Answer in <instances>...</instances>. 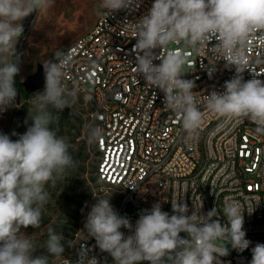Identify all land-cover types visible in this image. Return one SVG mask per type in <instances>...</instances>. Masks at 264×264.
<instances>
[{"label": "clouds", "instance_id": "9594fccd", "mask_svg": "<svg viewBox=\"0 0 264 264\" xmlns=\"http://www.w3.org/2000/svg\"><path fill=\"white\" fill-rule=\"evenodd\" d=\"M53 4L54 0H0V111L12 106L17 97L14 78L20 72L16 44L24 31L21 22L33 12H46ZM136 7L137 0H101L100 4L107 15ZM258 32H264V0H154L147 14L135 22L134 72L163 92L165 108L180 119L185 140H194L203 124L201 100L193 91L195 82L182 78L189 64V49H208L225 61V68L235 69L222 92L206 95L207 110L225 121L248 119L256 125L257 133H264V80L257 78L264 73L256 72L247 81L243 76L245 70L253 69L248 53ZM213 39L216 43L209 48ZM170 44L179 47L161 55ZM54 57L55 62L43 63L45 85L32 98V126L15 141L0 133V264H49V256L73 264L63 255L61 233L49 228L48 255L34 256V241L21 231L41 226L42 209L50 199L46 185L65 179L75 167L71 144L50 128L54 117L49 108L58 112L72 108L78 90H69L64 83L71 57L60 51ZM157 60L159 64L154 63ZM216 61L206 66L210 77ZM84 131L89 145L103 143L104 133L98 125H85ZM171 203L174 214L162 211L160 202L154 203L150 210L142 211L133 230L130 220L114 209L110 199L98 197L86 216L83 233L94 238L114 264H223L221 257L227 256L229 249L221 241L240 252L252 243L245 238V211L237 201L224 202L225 224L213 220L215 208L204 215L200 203L189 215L183 199ZM121 228L132 234L125 238ZM68 246L73 247L70 242ZM90 251L81 244L75 264H98ZM251 253L250 264H264V243H256Z\"/></svg>", "mask_w": 264, "mask_h": 264}, {"label": "built area", "instance_id": "2783aa9c", "mask_svg": "<svg viewBox=\"0 0 264 264\" xmlns=\"http://www.w3.org/2000/svg\"><path fill=\"white\" fill-rule=\"evenodd\" d=\"M153 3L154 0H137L138 7L111 15L104 14L102 9L93 27L63 52L71 57L65 87L78 90L89 105L102 109L101 119H94V112L90 113L93 125L104 133L103 143L95 145L97 177L122 194L115 210L130 220L133 230L142 211L150 210L157 202L169 215L174 214L171 202L176 199H183L188 205L189 215L195 205L202 203L201 214L206 215L207 199L215 198L217 215L213 220L225 224L218 205H224L226 200L237 201L245 211V238L252 243L243 252L230 244L229 254L221 260L223 264H250L252 247L264 243V133L248 131V124H254L248 119H224V126L213 127V135L206 144H198V135L194 140L184 139L180 119L165 108L163 92L146 84L134 72L135 22L147 14ZM215 43L213 39L209 48ZM176 47L179 45L170 44L160 54ZM248 54L254 70H245V81L256 72L264 73V32L254 36ZM219 59L208 49H189V64L182 78L195 82L193 91L201 100L203 114L200 129L213 119H222L204 106L206 95L222 92L225 82L235 76V69L225 68V61ZM215 60L216 70L210 77L206 66ZM257 78L264 80V74ZM131 88H138L136 98H128ZM202 147H209V156H202ZM204 159H211V166L202 169V177H195V168ZM204 189H211V196H204ZM120 231L125 238L132 234L126 228ZM77 240L78 236L75 243ZM85 245L98 264H114L113 258L102 252L87 233ZM64 257L73 264L78 258L77 253ZM56 264L62 261L56 260Z\"/></svg>", "mask_w": 264, "mask_h": 264}, {"label": "rangeland", "instance_id": "374dc122", "mask_svg": "<svg viewBox=\"0 0 264 264\" xmlns=\"http://www.w3.org/2000/svg\"><path fill=\"white\" fill-rule=\"evenodd\" d=\"M100 4L101 0H54L53 6L46 12L38 11L30 28L23 32L16 44L20 80L25 81L37 71L40 64L51 60L57 51L64 52L77 38L88 32L102 10ZM16 89L15 103L0 111V133L9 135L13 141L32 126L30 116L35 114L32 106L35 93L27 97L22 89ZM92 110V106L79 94L72 108L66 107L60 112L49 108L54 117L50 128L58 136L67 138L71 144L70 153L75 167L69 170L65 179L55 185H46L50 199L42 209L41 226L21 229L34 241V256L48 255L45 244L49 228L63 235L64 255L71 254L86 216L97 198L110 199L111 205H116L122 197L114 187L97 177L96 147L87 143L84 131L85 125L93 124L90 115ZM13 132L17 135H12ZM73 235L75 238L71 241ZM69 242L73 247L68 246ZM220 243L230 246L227 241ZM49 264H56V259L49 256Z\"/></svg>", "mask_w": 264, "mask_h": 264}, {"label": "bare ground", "instance_id": "6f19581e", "mask_svg": "<svg viewBox=\"0 0 264 264\" xmlns=\"http://www.w3.org/2000/svg\"><path fill=\"white\" fill-rule=\"evenodd\" d=\"M138 96V88H131L128 90V98H136ZM94 112V119H101L102 117V109H99V105H91ZM224 126V118L222 119H213L211 120V124H206V126L199 130L198 132V144H206L209 142V139L213 135V127ZM255 124H248V131H255ZM202 156H209V147H202ZM211 166V159H204L199 162V168H195V177H202V169H208ZM105 182V179H100ZM204 196H211V189H204ZM115 209V205H112ZM223 207L224 205H218V212L222 218H225L223 215ZM215 208V198H208L207 203H205V210L209 212ZM225 222L226 218H225ZM84 230V227L83 229ZM81 244H86V232H80L77 244L73 252L69 255H76L77 247H80Z\"/></svg>", "mask_w": 264, "mask_h": 264}, {"label": "water", "instance_id": "95a60500", "mask_svg": "<svg viewBox=\"0 0 264 264\" xmlns=\"http://www.w3.org/2000/svg\"><path fill=\"white\" fill-rule=\"evenodd\" d=\"M35 14L36 12H33L23 20L22 22L24 29L23 32L28 31L34 20ZM51 60L55 62V57L53 56ZM44 85H45V74H44L43 64H40L38 66L37 71L34 74L27 77L25 81H23V86L27 93L33 94L44 89Z\"/></svg>", "mask_w": 264, "mask_h": 264}, {"label": "trees", "instance_id": "16d2710c", "mask_svg": "<svg viewBox=\"0 0 264 264\" xmlns=\"http://www.w3.org/2000/svg\"><path fill=\"white\" fill-rule=\"evenodd\" d=\"M14 81H15V87H17V88H19V89H22L23 92L25 93V95H26L27 97L31 96V94L27 93L26 90H25V88L23 87V82H22V81L20 80V78H19V73H18V75L14 78ZM76 232H77V231H76ZM180 235H181V237H185V238H186V236L183 235L182 233H181ZM74 238H75L74 235L71 236V241H73ZM64 254H65V253H64ZM64 254H63V255H64Z\"/></svg>", "mask_w": 264, "mask_h": 264}]
</instances>
